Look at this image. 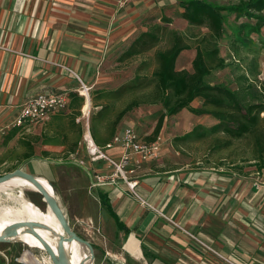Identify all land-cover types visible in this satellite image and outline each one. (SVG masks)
<instances>
[{
    "label": "crops",
    "instance_id": "obj_1",
    "mask_svg": "<svg viewBox=\"0 0 264 264\" xmlns=\"http://www.w3.org/2000/svg\"><path fill=\"white\" fill-rule=\"evenodd\" d=\"M160 1L0 0V141L5 137L6 122L11 119L13 123L27 98L49 91L73 92L76 84L67 70L83 82L89 81L96 66L82 63V59L94 60L103 49L125 42L142 11ZM47 121L33 128L38 126L42 131ZM17 130L16 135L20 130L22 135L32 133L30 128L27 133ZM87 132L88 124H83V138L74 153L66 154L62 148L66 158L79 159ZM106 153L118 159L121 149L114 147ZM97 163L100 166L105 161ZM91 164L85 167L90 169ZM166 172L131 176L136 182L132 192L120 182L97 183L99 204L100 193H107L110 210L100 206L114 223V235L123 237V253L134 258L140 255L145 264H225L196 249L187 235L195 233L238 264H264L262 173L245 175L233 169L208 167L190 174L181 172L178 183ZM39 180L52 191L45 179ZM233 189L238 191V202L230 196ZM114 214L125 226V233ZM0 264H8L1 252Z\"/></svg>",
    "mask_w": 264,
    "mask_h": 264
},
{
    "label": "rangeland",
    "instance_id": "obj_2",
    "mask_svg": "<svg viewBox=\"0 0 264 264\" xmlns=\"http://www.w3.org/2000/svg\"><path fill=\"white\" fill-rule=\"evenodd\" d=\"M206 1L217 5H227L236 3L239 0ZM182 10L183 9L179 6V0H162L158 4L142 11L138 18V22L134 25L131 35L125 42L118 43L114 48L109 50L103 49L101 55L99 53V56L97 55L94 60H90L89 58L82 59V63L92 62L96 66L93 70L94 75L89 81L83 82L77 78L73 72L69 70L66 71L72 75L74 83L76 84L75 88L71 91L77 92L84 100V104L81 108V116L79 117L83 124L87 125L92 111H97L100 108H92L91 98L95 90H113L121 84L126 83L134 76L137 66L142 61L147 63V65L143 67L144 70H142V72L150 75L156 65L155 51L157 49H163L170 44V34L168 31H165L161 40L152 49L141 55L119 61L118 58L140 32L149 30L155 24H159L166 26L168 30H175L181 34L184 41L191 46H193L192 39L190 38L191 35L195 33L204 34L207 32V29L203 26L189 25L188 22L180 16ZM223 14L224 34L219 41V48L220 55L226 58L227 66L221 70H214L208 77V80L211 83H222L232 89H236L240 81V75L245 74L253 82L258 84V80L264 79V27L261 29L259 36L255 34L251 35L254 46H249L248 48L241 47L238 53L239 56H236V59H234L231 57L232 53L229 48V40L233 32L232 21L234 15L228 12H224ZM162 16L169 18L171 22L168 24L163 23ZM70 25L74 26L73 23ZM90 54H92V56L96 55V53ZM194 54V48L182 51L177 58V65L175 64L176 69L185 68L191 71V60ZM21 55L24 56L22 53ZM81 81L89 88L88 99L81 94V90L83 91ZM129 97V95H126L118 100L115 104V109H119L123 106L125 102L128 101ZM86 100L90 102L87 114L83 111ZM200 104V99H195L192 102V106H199ZM161 109L160 105H141L133 109L121 120L117 130L121 132L125 128L130 127L140 138L145 139V137L152 132ZM215 122V119L211 116H197L190 113L187 109H182L179 113L164 118L163 126L158 136L160 140L157 155L155 158L140 164H135L132 160L131 165L125 167L127 171L125 173L126 179L130 182H135L132 180L133 177L132 179L130 178L131 176H141L145 172L161 170V172L168 171L166 174L170 178L172 176L174 180H178L177 182L180 183L182 176L179 174H181V172H189L190 174L191 172L208 167H222L235 170L236 166L239 165L243 166L240 173L253 175L256 172L255 168L250 165L251 162H253L252 158L254 156L252 147L253 142L248 136L232 140L230 146L221 150H213L211 147L216 141V137L225 139L222 134L211 135L201 139L192 138L184 142H175L173 139L175 136H180L189 131L196 124L210 126ZM5 125L6 127L3 129L2 138L7 134V131L17 128L12 126L11 119H9ZM34 125L35 124L29 127L32 133H28V135L20 134V130V132L6 144L0 141V173L9 172L7 170L14 167L22 168L28 173L43 176L52 184L58 203L71 229L77 235L88 240L95 246V248H93V258H87L85 260V262L88 260L87 264H145L140 255L134 258L123 253L121 248L123 237L122 235L119 237L114 235V223L110 216L103 211L102 206H100L98 202L96 191L100 190V188L99 185H97V176L100 175L106 178L113 172L115 174V165L113 166L105 162L97 166L98 161H95L92 162L91 168L88 169L86 167L91 161L85 148L77 155L79 159H75L74 157L69 158V156L66 158V155H64L62 151V147L59 146H45L43 147L44 149L35 146L34 155L28 160H23L21 156L25 149L24 146L19 143L18 138H30L32 134H38L41 128L38 126L33 128ZM25 130L27 133V129ZM41 150H48V156H45ZM81 160L84 162L83 165L79 163ZM129 170L133 171L129 172ZM116 174L115 181L120 182L126 189H130L123 176L120 173ZM138 178L140 179V177ZM130 190L132 192L135 189ZM234 190L235 189H233L230 196L234 201L238 202V191ZM16 191L17 189H13L12 193L15 194ZM23 193L26 195L27 199L38 208L42 210L45 208L42 197L38 192L26 189ZM0 197L3 198L5 203H11V201L6 198L5 194L0 193ZM187 235L193 241L194 246L199 252L203 251L205 256L212 255L225 264H229L225 260L218 258V256L209 251V249L192 238L191 235ZM192 235L205 241V238L200 234L192 233ZM205 242L214 249L210 241ZM0 252L6 256L8 264L52 263L44 250L35 246L25 245L16 240L0 243ZM177 258H175V260L180 263ZM181 259L185 258L181 257Z\"/></svg>",
    "mask_w": 264,
    "mask_h": 264
},
{
    "label": "trees",
    "instance_id": "obj_3",
    "mask_svg": "<svg viewBox=\"0 0 264 264\" xmlns=\"http://www.w3.org/2000/svg\"><path fill=\"white\" fill-rule=\"evenodd\" d=\"M179 6L183 9L180 16L189 25L203 26L207 32L191 35L193 46L186 43L183 36L175 30H168L166 26L159 24L140 32L118 58L119 61L152 49L161 40L165 31L170 34V44L155 51L156 65L150 75L142 72L143 67L147 65L142 61L137 66L134 76L126 83L113 90L94 91L91 98L92 108H100L92 111L89 118L88 130L93 142L99 147H104L120 132L117 129L121 120L133 109L141 105H160L162 109L153 130L145 137L146 141H154L160 134L164 118L187 109L197 116H211L216 122L210 126L197 124L184 134L175 136L173 138L175 142L222 134L225 139L216 137L211 147L213 150H221L230 146L232 140L248 136L252 139L254 154L250 165L256 172L264 175V79L258 80L256 84L242 74L236 89L208 80L214 70H221L227 66L226 58L220 55L219 48V41L224 34L223 13L234 15L229 48L231 57L236 59L241 47L254 46L251 35L259 36L264 27V0H239L227 5H217L206 0H179ZM162 21L165 24L171 22L165 16H162ZM191 48L195 50L191 61L192 70L176 69V59L180 53ZM126 95L130 96L128 101L119 109H115L117 101ZM67 99V108L52 114L40 134L18 139L25 149L23 160L34 155L35 146H59L66 154L77 150L83 138V124L77 118L81 116L84 100L77 92H69ZM195 99L201 100L199 106H192ZM17 129L8 131L2 142L6 144L12 140ZM41 152L45 156L49 154L47 150ZM14 169L16 167L7 171ZM242 169L243 166L239 165L235 171L241 172ZM108 202L107 193L101 192L100 204L110 210ZM114 219L119 229L125 233V226L117 220L115 214Z\"/></svg>",
    "mask_w": 264,
    "mask_h": 264
},
{
    "label": "built area",
    "instance_id": "obj_4",
    "mask_svg": "<svg viewBox=\"0 0 264 264\" xmlns=\"http://www.w3.org/2000/svg\"><path fill=\"white\" fill-rule=\"evenodd\" d=\"M75 75V74H74ZM76 76V75H75ZM77 77V76H76ZM78 78V77H77ZM82 88H89L83 83ZM68 105L67 94L65 92H43L27 98L21 109L18 111L12 126L20 129H27L33 124H38L46 121L49 117L59 111L65 110ZM158 138V137H157ZM159 140L146 141L140 138L136 132L128 127L117 133L112 140L104 147L97 146L90 134L87 132L84 138L85 150L91 162L105 161L111 165H115L116 173H120L125 181L128 183L130 189H134L136 182H130L126 179V166L131 165L133 160L135 164H140L144 161H149L157 155L159 150ZM118 147L121 149V155L118 159H114L111 155L106 153V150ZM81 165L83 160L79 161ZM114 172L104 178V176H97L99 184L113 183L117 174ZM142 201V200H141ZM142 203L145 204L144 201ZM192 238L196 239L200 244L205 246L209 251L214 253L218 258L225 260L229 264H238L234 259L224 257L217 251L212 249L205 241L190 234Z\"/></svg>",
    "mask_w": 264,
    "mask_h": 264
},
{
    "label": "bare ground",
    "instance_id": "obj_5",
    "mask_svg": "<svg viewBox=\"0 0 264 264\" xmlns=\"http://www.w3.org/2000/svg\"><path fill=\"white\" fill-rule=\"evenodd\" d=\"M81 94L84 95L86 99H88L87 88H83V91L81 90ZM88 105L89 101L86 100V103L83 107L85 114L88 112ZM38 177L39 179H45L41 175ZM22 179L24 178L15 176L8 182L0 184V193L5 194L6 198L11 201V203H5L3 198L0 197V233L5 226L16 221L24 220L42 222V224L47 223L54 227L57 230V233H51L45 228H36L35 230L55 248L58 234L60 232L58 222L47 204L43 201V198L42 201L45 204V208L43 210L38 208L29 199H27L22 189H32L36 192L38 191L31 182ZM45 180L52 187V184L47 179ZM40 181L46 188H48V190L51 191L50 187L45 181ZM13 189H17L15 194L12 193ZM24 231H26L24 228H20V234L17 237H14L12 240H17L25 245L35 246L45 251V248L43 247L40 240H38L31 232H26V234H23ZM65 250L71 264H87L88 260L85 263H83V261L89 257V251L83 244L77 241L66 242Z\"/></svg>",
    "mask_w": 264,
    "mask_h": 264
},
{
    "label": "water",
    "instance_id": "obj_6",
    "mask_svg": "<svg viewBox=\"0 0 264 264\" xmlns=\"http://www.w3.org/2000/svg\"><path fill=\"white\" fill-rule=\"evenodd\" d=\"M15 176L24 178L33 184V186L42 196L43 201L47 204L53 216L57 220L60 232L58 234L56 247L54 248L50 244V242H48L35 230L36 228H45L51 233H57L56 232L57 230L54 227L50 226L47 223L42 224V222H36V221H24V220L16 221L11 224H8L2 229L0 233V243H6L12 241L14 237H17L20 234L19 232L20 228H24L26 231H24L23 234H26V232H31L38 240H40L52 264H71L66 254L65 243L72 241H77L83 244L84 246H86V248L89 251L88 258L89 259L93 258L92 244L88 240L77 235L71 229L68 220L66 219V216L58 203L53 186H52V191L48 190V188H46L39 180L38 176L40 175L28 173L24 171L22 168H16L12 171L5 172L2 175H0V184L8 182L9 180L13 179ZM84 262L85 260L83 261V263Z\"/></svg>",
    "mask_w": 264,
    "mask_h": 264
}]
</instances>
